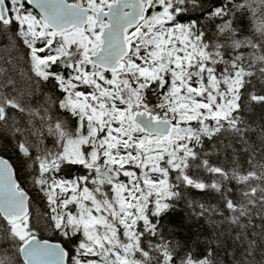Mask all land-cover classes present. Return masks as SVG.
<instances>
[{
    "label": "snow or ice",
    "instance_id": "snow-or-ice-1",
    "mask_svg": "<svg viewBox=\"0 0 264 264\" xmlns=\"http://www.w3.org/2000/svg\"><path fill=\"white\" fill-rule=\"evenodd\" d=\"M0 264H264V0H0Z\"/></svg>",
    "mask_w": 264,
    "mask_h": 264
}]
</instances>
